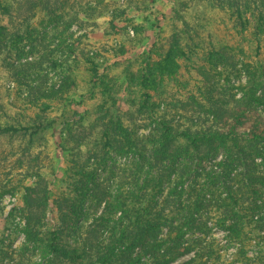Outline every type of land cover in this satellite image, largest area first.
<instances>
[{"label": "trees", "instance_id": "1", "mask_svg": "<svg viewBox=\"0 0 264 264\" xmlns=\"http://www.w3.org/2000/svg\"><path fill=\"white\" fill-rule=\"evenodd\" d=\"M118 1L0 0V198L20 197L0 264H264V0H199L201 20L166 0L147 51L137 15L156 0ZM107 15L129 42L109 58L75 30ZM60 118L54 190L46 171L19 170Z\"/></svg>", "mask_w": 264, "mask_h": 264}, {"label": "rangeland", "instance_id": "2", "mask_svg": "<svg viewBox=\"0 0 264 264\" xmlns=\"http://www.w3.org/2000/svg\"><path fill=\"white\" fill-rule=\"evenodd\" d=\"M108 1V0H106ZM118 0H114L117 2ZM191 3V10L190 13L192 16L203 18L202 16L208 12L207 8H205V3L199 0H189ZM126 3L128 4L127 0H119L118 4L121 7H125ZM174 4L172 2L166 0H156L150 3V8L147 9L148 11L145 13H141L137 15V20L139 22L145 23L148 25L149 29L145 35L146 40L143 46L137 48L139 51H147L153 42L156 41L157 35L160 33L161 29L166 28L167 19L172 16L173 10L172 7ZM133 15L135 14L134 11L131 12ZM110 15L104 16L99 21H97V25L90 24L88 29L86 30H77L75 28L77 34H84L86 35L85 41L89 44L94 50L99 52L101 56L106 58L112 57L110 56L112 53L111 49L118 43H125L128 44V37H118L116 38L114 35L109 34L112 33V29L109 26ZM199 20V21H200ZM196 22V21H194ZM121 24H119L120 26ZM113 55V53H112ZM245 79L241 80V83H244ZM8 84L7 76L5 73L0 72V89L5 85ZM239 84V81L238 83ZM96 104L94 100H87L84 106L81 107H73V110L78 113L76 118H79V115L83 114L86 109H93ZM73 115V113H70ZM67 116H64L66 118ZM63 118V120H64ZM91 121L92 118H86L83 121V128H79L76 133L80 136L87 135L91 130ZM62 122V118L58 120V123L53 129H51L46 135L48 139V146L42 152V154H37L35 157H29L25 163V168L19 170V174L23 176L25 174V170L28 168L36 169L39 168L43 171H46V177L52 183L54 190H57L59 187L63 185V179L65 177V167H66V153L63 151L62 148V134H61V126L60 123ZM81 129V130H80ZM48 151V153L46 152ZM119 162V163H118ZM112 160L111 165H115L118 169V166L124 165V160ZM51 171L50 175H47ZM20 197L15 195H5L4 197L0 198V207H2V212L0 215V234L4 233L6 238V243H9L13 237L15 238V229L17 223L20 222L19 216L12 217L11 213L14 208L19 205ZM216 236L222 243L226 242V234L223 231L217 230ZM12 237V238H11ZM24 242V236L19 234L12 246V249H17L21 246ZM234 249L230 248L227 250L228 256L234 253ZM229 264H241L240 260L237 257H230L228 259Z\"/></svg>", "mask_w": 264, "mask_h": 264}]
</instances>
